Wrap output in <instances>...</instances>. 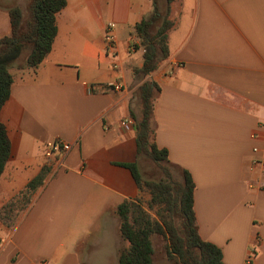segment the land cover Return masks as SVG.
Returning <instances> with one entry per match:
<instances>
[{
	"label": "crops",
	"instance_id": "obj_1",
	"mask_svg": "<svg viewBox=\"0 0 264 264\" xmlns=\"http://www.w3.org/2000/svg\"><path fill=\"white\" fill-rule=\"evenodd\" d=\"M19 5L0 0V39ZM153 10L152 0H67L48 57L11 71L0 210L44 167L49 173L15 225L0 222V264H118L129 244L115 209L142 196L122 166L138 160L135 124L122 122L133 120L147 81L160 87L153 141L192 175L201 238L225 264H264V0H174L170 55L141 76L134 28ZM57 142L70 151L51 154Z\"/></svg>",
	"mask_w": 264,
	"mask_h": 264
},
{
	"label": "trees",
	"instance_id": "obj_2",
	"mask_svg": "<svg viewBox=\"0 0 264 264\" xmlns=\"http://www.w3.org/2000/svg\"><path fill=\"white\" fill-rule=\"evenodd\" d=\"M162 11L159 0H152L153 12L134 28V35L144 49V63L138 71L148 76L156 71L169 55L168 33L173 28L170 19L174 0H165ZM67 6V0H30L28 17L19 7L9 9L11 33L0 39V112L11 96L14 82L12 65L29 50L28 68H38L53 49L58 34L57 15ZM160 87L145 82L138 92V110L131 111L135 122L138 160L123 164L129 169L141 191L136 200H126L115 209L120 221V234L129 246L120 251L118 264H154L156 236L164 240L166 257L176 264H225L221 249L203 240L199 234L194 209L195 183L187 170H181L169 159L166 149L153 141L154 101ZM11 156L7 129L0 122V179ZM150 159L162 172L159 180H147L139 168L140 158ZM180 171V177L174 171ZM49 168L44 167L37 177L0 210V222L12 228L29 208L34 194L44 185Z\"/></svg>",
	"mask_w": 264,
	"mask_h": 264
},
{
	"label": "rangeland",
	"instance_id": "obj_3",
	"mask_svg": "<svg viewBox=\"0 0 264 264\" xmlns=\"http://www.w3.org/2000/svg\"><path fill=\"white\" fill-rule=\"evenodd\" d=\"M160 1V8L162 11L165 10V0H159ZM30 0H11V4H20L19 7L22 9L23 11V15L24 17H28V4H29ZM29 54V50L25 49L23 54L21 55V57L12 65V67L10 68V71H13V69H15V66L20 65V64H26V59L27 56ZM138 108L135 110L137 112ZM139 168L140 171L143 175V177L147 180H159L162 177V172L156 167L155 163L152 162L150 159L147 158H140L139 159ZM174 171V170H173ZM175 176L177 178L180 177V171H174ZM143 198V202L145 204V202L149 199L148 194H143L142 196ZM97 233L93 234V237L96 236ZM92 238V237H91ZM154 241V246H155V250H156V254H155V263L154 264H176L175 261H170L167 259L166 257V252L164 249V240L159 237L156 236L153 238ZM126 243V242H125ZM116 260H112L109 262V264H116L115 263Z\"/></svg>",
	"mask_w": 264,
	"mask_h": 264
},
{
	"label": "built area",
	"instance_id": "obj_4",
	"mask_svg": "<svg viewBox=\"0 0 264 264\" xmlns=\"http://www.w3.org/2000/svg\"><path fill=\"white\" fill-rule=\"evenodd\" d=\"M105 40L107 44V50L112 53L113 55L116 54V46H117V41L115 38V35L112 32V25H108L106 31H105ZM113 90L115 91H121L123 89V85L121 81L116 82L115 84L112 85ZM135 122L127 118L122 122V126H127V125H134ZM71 146L67 143H61L57 142L55 143L51 149L50 153L54 155H63L70 151ZM261 166L264 168V161L261 162ZM247 264H250V261H247Z\"/></svg>",
	"mask_w": 264,
	"mask_h": 264
}]
</instances>
